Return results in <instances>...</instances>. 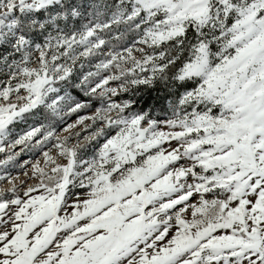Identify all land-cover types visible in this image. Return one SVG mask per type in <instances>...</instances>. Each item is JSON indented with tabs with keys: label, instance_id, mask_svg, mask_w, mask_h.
<instances>
[{
	"label": "snow or ice",
	"instance_id": "obj_1",
	"mask_svg": "<svg viewBox=\"0 0 264 264\" xmlns=\"http://www.w3.org/2000/svg\"><path fill=\"white\" fill-rule=\"evenodd\" d=\"M0 154V264H264V0H0Z\"/></svg>",
	"mask_w": 264,
	"mask_h": 264
},
{
	"label": "rangeland",
	"instance_id": "obj_2",
	"mask_svg": "<svg viewBox=\"0 0 264 264\" xmlns=\"http://www.w3.org/2000/svg\"><path fill=\"white\" fill-rule=\"evenodd\" d=\"M98 106H99V104H98ZM95 107L96 106H94L93 108L87 109V110H83V111H81L79 113V115H85V116L91 115L92 112L95 110ZM76 119H77V114L65 115L64 116V121L66 123H75ZM88 123H90V121H88ZM20 127L23 128L25 126L24 125H20ZM76 130L77 131H81L82 127L81 126H77ZM2 158H3V154H0V159H2ZM37 158H40L39 157V153H36L35 155H32L31 153L25 152L23 155L18 157V162H23L24 160H29V159H31L33 162H35V160ZM30 170L31 169H30V165H29L28 171L30 172ZM12 174H13V176H16V171H13ZM21 177H22V173H21ZM3 186H7V185L5 184Z\"/></svg>",
	"mask_w": 264,
	"mask_h": 264
},
{
	"label": "trees",
	"instance_id": "obj_3",
	"mask_svg": "<svg viewBox=\"0 0 264 264\" xmlns=\"http://www.w3.org/2000/svg\"><path fill=\"white\" fill-rule=\"evenodd\" d=\"M99 102L98 101H94V106H98Z\"/></svg>",
	"mask_w": 264,
	"mask_h": 264
}]
</instances>
